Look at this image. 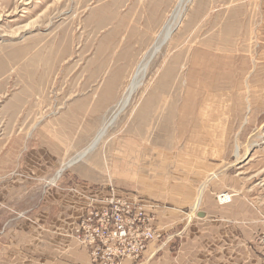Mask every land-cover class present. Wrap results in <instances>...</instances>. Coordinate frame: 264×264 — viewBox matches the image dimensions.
<instances>
[{
    "label": "rangeland",
    "instance_id": "rangeland-1",
    "mask_svg": "<svg viewBox=\"0 0 264 264\" xmlns=\"http://www.w3.org/2000/svg\"><path fill=\"white\" fill-rule=\"evenodd\" d=\"M21 2L0 0V264H102L78 229L112 193L156 232L144 263L264 264V0ZM83 186L106 195L77 189L76 223Z\"/></svg>",
    "mask_w": 264,
    "mask_h": 264
},
{
    "label": "built area",
    "instance_id": "built-area-1",
    "mask_svg": "<svg viewBox=\"0 0 264 264\" xmlns=\"http://www.w3.org/2000/svg\"><path fill=\"white\" fill-rule=\"evenodd\" d=\"M232 194L220 196L222 204H229ZM94 208L78 229V239L96 252L104 250L102 264H120L125 259H139L154 241L156 232L150 224L144 206L112 193ZM264 245V240H263Z\"/></svg>",
    "mask_w": 264,
    "mask_h": 264
},
{
    "label": "crops",
    "instance_id": "crops-1",
    "mask_svg": "<svg viewBox=\"0 0 264 264\" xmlns=\"http://www.w3.org/2000/svg\"><path fill=\"white\" fill-rule=\"evenodd\" d=\"M84 187H86V186H83L82 188L78 187L76 189L73 188V189H75L74 193L68 194L71 197L66 198V200L69 202V204L70 205L72 204L71 207H75V209H76V211L74 213L70 212V214H68L67 212H65L66 218L67 219H73V220L76 221V223H77V220L79 219V217L81 216V214L84 213L85 209H87L86 207H87V204L89 202L88 200H85L82 197L83 194L77 192V189L79 191H82L84 193V195H91L92 197L93 196L99 197V196H105L106 195V193L103 194L102 192L87 194V193H85V190H88V188H84ZM79 212L80 213L82 212V213L79 214ZM60 227L61 228L64 227L65 230L61 229L60 231L54 232L53 237L56 238V239L57 238L59 239V250H60L59 253H60L61 258L63 257L64 254H65L64 256H66L68 258V253H69V251H68V239L71 238L70 236H75L74 233H73L74 229H70L69 230L67 225L64 224V223L60 224ZM76 244L77 243H74V248L75 249H74V251L72 250L73 251L72 253L75 254V257L72 260L76 261L77 263H79V261H81L80 253H79V248L80 247L78 246V244L77 245ZM149 245L150 246H148L147 250L143 254V258L140 259L138 264H147V262L144 263V261L148 259L149 254L155 255V253H157L158 249L156 247V244L155 243H153V244L151 243ZM83 253H84V251H83ZM85 254L86 253H84L83 256H85ZM83 260L87 261L85 259V257H84ZM83 264H88V263H84L83 262ZM123 264H133V263H132V261H125Z\"/></svg>",
    "mask_w": 264,
    "mask_h": 264
},
{
    "label": "bare ground",
    "instance_id": "bare-ground-1",
    "mask_svg": "<svg viewBox=\"0 0 264 264\" xmlns=\"http://www.w3.org/2000/svg\"><path fill=\"white\" fill-rule=\"evenodd\" d=\"M22 2L21 3H23L24 2V0H21ZM26 4V3H25ZM30 4V3H29ZM18 5V4H17ZM27 5H28V3H27ZM17 10H19L18 8H17ZM16 10V11H17ZM171 28H172V26L171 27H169L167 30H166V32L164 33V35H163V37H162V39L159 41V43H158V47L154 50V53H155V51H157L158 49H159V47L161 46V44L163 43V41L165 40V38L170 34V32H172V30H171ZM25 29H28V28H25ZM153 53V54H154ZM153 54H152V56H153ZM152 58V57H151ZM151 58H150V60H151ZM150 60H149V62H150ZM149 62L144 66H142L140 69H139V74H138V76H140V74L141 73H143V76H142V78L140 79V80H138V81H136L134 84H133V87H132V89H131V91H130V95H128V97H127V101L125 100V103H124V105H123V110L121 111V112H119L117 115H116V117L114 118V120H116L117 119V117L119 116V114L120 113H122L123 111H124V109L127 107V105H128V103L130 102L129 100H130V98L132 97V95L134 94L133 93V91L135 90V88L136 87H138V85H139V83L142 81V79L144 78V74L146 73V71H147V67H148V64H149ZM138 78V77H137ZM113 120V121H114ZM113 121H112V123H111V125L108 127V128H110L114 123H113ZM115 122V121H114ZM108 128L106 129V131L105 132H103V133H101V135H100V137L97 139V142L96 143H100V141L103 139V137L105 136V134H106V132H107V130H108ZM96 143H94V145L96 144ZM98 143V144H99ZM94 145H92V147L94 146ZM91 147V148H92ZM90 148V149H91ZM90 149H88L87 151H89ZM86 151V152H87ZM86 152L85 153H83L81 156H79V158L78 159H76L75 161H73L70 165H68V166H66V168L67 167H69V166H71V165H73V164H75V163H77V162H79V161H81L82 160V158H83V156L86 154ZM92 152V151H91ZM64 168V167H63ZM66 168H64L63 170L61 169V171H59L58 173H57V175L54 177V179H53V182H55L56 181V179H58L59 177H60V175L64 172V170L66 169Z\"/></svg>",
    "mask_w": 264,
    "mask_h": 264
},
{
    "label": "water",
    "instance_id": "water-1",
    "mask_svg": "<svg viewBox=\"0 0 264 264\" xmlns=\"http://www.w3.org/2000/svg\"><path fill=\"white\" fill-rule=\"evenodd\" d=\"M173 32V31H172ZM172 32H170V34L165 38V40L163 41V43L161 44V46L159 47V49L157 50V51H155V53L153 54V56H152V58H151V60H150V62L153 60V58L156 56V54L157 53H159V51L161 50V48L163 47V45H165L166 43H167V41L170 39V37H171V35H172ZM150 62H149V64H150ZM149 64H148V66H149ZM148 68V67H147ZM144 76H145V74H144ZM137 90V87L135 88V90L133 91V93L135 92ZM115 121V120H114ZM114 121H113V123H114ZM99 143V142H98ZM98 143H96L89 151H87L86 152V154L83 156V158L87 155V154H89L91 151H93L97 146H98ZM82 158V159H83ZM61 176V175H60Z\"/></svg>",
    "mask_w": 264,
    "mask_h": 264
}]
</instances>
